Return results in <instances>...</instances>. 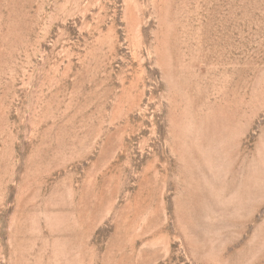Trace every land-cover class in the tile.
Wrapping results in <instances>:
<instances>
[{"label":"rangeland","instance_id":"1","mask_svg":"<svg viewBox=\"0 0 264 264\" xmlns=\"http://www.w3.org/2000/svg\"><path fill=\"white\" fill-rule=\"evenodd\" d=\"M0 264H264V0H0Z\"/></svg>","mask_w":264,"mask_h":264}]
</instances>
